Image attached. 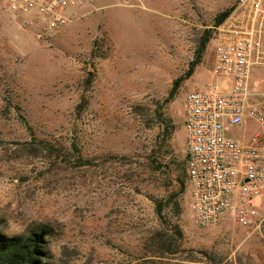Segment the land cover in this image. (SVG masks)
<instances>
[{
    "label": "rangeland",
    "instance_id": "1",
    "mask_svg": "<svg viewBox=\"0 0 264 264\" xmlns=\"http://www.w3.org/2000/svg\"><path fill=\"white\" fill-rule=\"evenodd\" d=\"M235 3L94 0L37 38L0 0V232L48 227L43 264H264V199L250 227L197 229L185 178V99L208 83L216 17ZM249 88L264 111V67Z\"/></svg>",
    "mask_w": 264,
    "mask_h": 264
},
{
    "label": "built area",
    "instance_id": "2",
    "mask_svg": "<svg viewBox=\"0 0 264 264\" xmlns=\"http://www.w3.org/2000/svg\"><path fill=\"white\" fill-rule=\"evenodd\" d=\"M5 10L37 32L63 30L92 10L94 0H4ZM209 81L185 99L186 183L192 223L216 228L228 217L247 228L256 223L264 199V111L249 102L250 72L264 67V0H236L212 37ZM264 97V94L262 95ZM261 106V105H260ZM257 122L262 132L249 143L225 135V128Z\"/></svg>",
    "mask_w": 264,
    "mask_h": 264
},
{
    "label": "trees",
    "instance_id": "3",
    "mask_svg": "<svg viewBox=\"0 0 264 264\" xmlns=\"http://www.w3.org/2000/svg\"><path fill=\"white\" fill-rule=\"evenodd\" d=\"M232 9L233 7L226 11L228 15ZM210 37V32L207 31L201 40L199 50L196 52L195 60L189 64V69L184 79H188L192 75L194 68L199 64L201 53L204 51ZM179 82L180 80L174 82L170 91V98L173 97ZM156 211L160 215L161 210L159 207ZM48 236L49 229L44 226H37L26 236L9 237L0 232V264H43L48 258V242L46 240Z\"/></svg>",
    "mask_w": 264,
    "mask_h": 264
},
{
    "label": "water",
    "instance_id": "4",
    "mask_svg": "<svg viewBox=\"0 0 264 264\" xmlns=\"http://www.w3.org/2000/svg\"><path fill=\"white\" fill-rule=\"evenodd\" d=\"M228 17V13L227 12H224L222 13L221 15L217 16L216 17V22H217V25H221L223 24V22L225 21V19Z\"/></svg>",
    "mask_w": 264,
    "mask_h": 264
},
{
    "label": "crops",
    "instance_id": "5",
    "mask_svg": "<svg viewBox=\"0 0 264 264\" xmlns=\"http://www.w3.org/2000/svg\"><path fill=\"white\" fill-rule=\"evenodd\" d=\"M226 128L228 129V126H227ZM226 128H225V129H226ZM261 132H262V131H261ZM225 135H226V132H225ZM255 136H257V134L254 135V137H255ZM254 137H253V138H254ZM235 141H236V140H235ZM237 141L240 142V143H245V142H243V141H241V140L239 141L238 139H237ZM250 142H251V141H250ZM248 143H249V142H248Z\"/></svg>",
    "mask_w": 264,
    "mask_h": 264
}]
</instances>
